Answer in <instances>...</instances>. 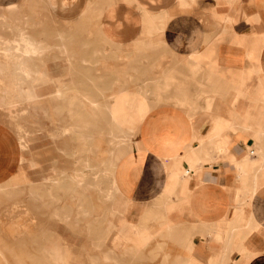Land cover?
<instances>
[{
	"label": "crops",
	"instance_id": "1",
	"mask_svg": "<svg viewBox=\"0 0 264 264\" xmlns=\"http://www.w3.org/2000/svg\"><path fill=\"white\" fill-rule=\"evenodd\" d=\"M94 2L48 9L63 21H102L115 54L133 55L123 49L136 43L142 58L172 60L132 107L116 104L134 140L115 164L107 210L118 221L94 225V238L116 228L122 253L149 264H264V0ZM22 162L18 136L0 125V184Z\"/></svg>",
	"mask_w": 264,
	"mask_h": 264
},
{
	"label": "rangeland",
	"instance_id": "2",
	"mask_svg": "<svg viewBox=\"0 0 264 264\" xmlns=\"http://www.w3.org/2000/svg\"><path fill=\"white\" fill-rule=\"evenodd\" d=\"M3 1L6 4H0V125L15 132L20 139L23 162L19 173L13 177L16 183L11 178L0 184V264H54L47 263L41 254L42 250L50 249H55L65 264H94V257L98 264H149L142 260L144 253L136 257L122 253L121 245L114 242L116 228L101 243L99 238H94V225L100 229L108 225L109 219L114 223L118 221L107 210L109 201L104 195L108 183L101 180L93 183L88 169L87 178L79 179L75 185L72 180L84 163L98 168L101 174L97 177L101 178L109 145L105 131L85 128L81 123L82 131L78 129V132L90 145V151L84 152L82 143L75 139L77 128L72 114L79 111L83 117H94L92 106L86 101L94 99L100 105L110 106L104 100H111L114 104L110 111L117 117L120 111L116 104L132 107L140 98V85L160 77L172 60L156 52L150 59L142 58L136 43L135 50L123 49L134 51L133 55L115 54L117 41L102 21L95 22L94 17L89 20L85 15L78 21L60 20L48 9V5H54L57 0ZM10 2L17 5L14 11L8 9ZM24 39L44 45L43 50L27 52ZM5 40L12 44L3 45ZM130 65L135 67L133 77L126 75V70L132 72ZM27 68L33 70L29 81L35 85L38 95L36 107L28 112L24 111L26 101L17 87L26 88L29 81L22 75ZM11 74L16 83L13 86L10 85ZM92 83L104 89L103 93L96 92ZM5 87L10 90L4 92ZM57 89L60 95L56 94ZM12 103L16 106L10 111L8 105ZM79 104L82 107L78 108ZM70 107H76L77 112L72 113ZM82 116L81 120L85 119ZM124 119L138 125L131 116ZM117 120L123 129L118 117ZM110 251H114L115 258L105 260L103 257ZM46 255L50 259L49 254Z\"/></svg>",
	"mask_w": 264,
	"mask_h": 264
},
{
	"label": "bare ground",
	"instance_id": "3",
	"mask_svg": "<svg viewBox=\"0 0 264 264\" xmlns=\"http://www.w3.org/2000/svg\"><path fill=\"white\" fill-rule=\"evenodd\" d=\"M9 8V10L10 11H14L15 9H16V7H17V5L15 4V2H10V4H9V6H8ZM152 21V20H151ZM60 36H61V34H59ZM24 36V35H23ZM0 37H1V35H0ZM5 37V36H4ZM6 37H8V36H6ZM19 37H20V35H19ZM3 38V37H2ZM9 38V37H8ZM31 38V37H30ZM11 39H13V38H11ZM19 39V38H18ZM62 40L64 41V39L62 38ZM23 41V43H24V48H25V50L27 51V52H30V50H32L33 52H36V53H40V51L41 50H43V47H44V45H38L37 43L38 42H31L30 40H28V39H24V40H22ZM35 41V40H34ZM63 41H61V43H63ZM12 41H4L3 42V45L5 44V45H9L10 43H11ZM16 42V41H15ZM20 43V42H19ZM12 44V43H11ZM15 44V43H14ZM43 44V43H42ZM60 44V43H59ZM0 45H2V44H0ZM60 46H61V44H60ZM63 46V45H62ZM12 47V46H11ZM65 47V44H64V46L62 47V48H64ZM21 48V47H20ZM11 49V48H10ZM10 49H8V50H10ZM13 49V48H12ZM14 49H15V47H14ZM17 49V48H16ZM7 50V51H8ZM24 50V49H23ZM6 51V52H7ZM14 51V50H13ZM13 51H10V52H13ZM20 51H22L21 49H20ZM3 52V51H2ZM21 53V52H20ZM13 54V53H12ZM15 56V55H14ZM21 56V55H20ZM26 56V55H25ZM11 57V56H10ZM22 58V57H21ZM12 59H14V58H12ZM20 59V58H19ZM23 59H24V57H23ZM34 61V60H33ZM18 62V61H17ZM21 64L23 65V62H21ZM17 67H18V64L16 65ZM28 66H29V63H28ZM12 67V66H11ZM2 68V67H1ZM24 68H26V66L24 67ZM14 69V68H13ZM31 69V68H30ZM33 69V68H32ZM16 70H18V68L16 69ZM35 70V69H34ZM33 70H29V68H27V69H25V71H23V75L22 76H24V78H25V80H27V81H29V79H30V75H31V72H32ZM17 72V71H16ZM8 74V73H7ZM36 74V73H35ZM42 74V73H41ZM18 75V74H17ZM38 75V74H37ZM2 76V75H1ZM8 77L10 76V75H7ZM14 76H16V75H14ZM21 76V78H23ZM43 76V75H42ZM11 77H12V83H10V85L11 86H13V84H16V83H14L13 82V79H14V77L12 76V74H11ZM17 77V76H16ZM23 78V79H24ZM20 79V78H19ZM17 80V79H16ZM22 81V80H21ZM32 81V80H31ZM34 81V80H33ZM19 83V82H18ZM25 83V82H24ZM7 84V83H6ZM21 84V83H20ZM26 84V83H25ZM8 85V84H7ZM10 86V87H11ZM17 86V85H16ZM15 86V87H16ZM33 86H35L34 84H33V82L32 83H30V81L28 82V84L26 85V88L24 87V89H22L21 87H19V86H17L18 87V89H19V91H18V93L19 94H22L23 95V97H24V100L26 101V103H25V109H24V111H27V110H29L31 107H36V101L38 100V95H37V89L35 88V87H33ZM10 87L9 88H7V87H5V89H4V92H8L9 90H10ZM16 87V88H17ZM15 89V88H14ZM99 91V90H98ZM100 92V91H99ZM17 93V94H18ZM101 93V92H100ZM56 94L58 95H60L61 94V92L57 89V91H56ZM19 96V95H18ZM17 96V97H18ZM63 96V95H62ZM3 97V96H2ZM16 97V98H17ZM15 98V99H16ZM179 98V97H178ZM73 99V98H72ZM88 99V98H87ZM142 99V98H141ZM140 99V100H141ZM19 101V100H21V99H16V101ZM42 100V99H41ZM5 102V101H4ZM89 102H90V104H91V106H92V109H93V112H94V117H83L82 116V113H78L77 111H75V110H77V109H75L76 107H74V109H72L73 107H70V109H71V111H72V113L73 112H77V113H74V114H72V118L76 121V128H77V132L75 133V135H76V137H75V139L78 141V142H80V143H82V145H83V147H84V152H87V151H90V145H89V141H88V139L87 138H85V137H82L80 134H79V132H78V129L79 130H81V123H83V124H85L84 125V127L85 128H89V127H91L92 129H94L95 131H99V132H104L105 131V133H106V135H107V143H108V145H109V149H108V157H107V163H106V166H105V168L103 169V175H102V177L101 178H99V177H97L98 175H99V173H100V170L98 169V168H96L95 166H92V165H90V164H88V163H84L85 165H84V167L82 168V169H80V170H76V174H75V177H74V179L72 180L73 182V184H74V182H75V184H77L80 180L79 179H85V178H87V176H86V169H88L89 171H90V175H92L91 176V179H92V182L93 183H96V182H99L100 180L101 181H105L106 183H108V186L106 187V191H107V193L104 195L105 197H106V199L109 201V203L111 202V204H112V206H114V203H115V195H116V193L118 192L117 190H118V188H117V185H116V181H115V178H114V172H115V167H116V160L117 159H120V157H122L125 153H126V151H122L121 149H124V147L123 146H126V144L128 143V142H131L132 143V140H134V139H132L133 138V136L132 135H130V134H128L127 133V131H124L121 127H120V124H119V122H118V120H117V118L112 114V112L110 111V106L108 105V104H105V105H100V104H98L94 99H89ZM21 103V102H20ZM143 104V103H142ZM73 105V104H72ZM3 106V105H2ZM14 106H16L15 104H9L8 105V107H9V109H10V111H11V109L14 107ZM77 106V105H76ZM80 106L82 107V105H80L79 104V106H78V108H80ZM121 106V105H120ZM138 106V105H137ZM140 106V105H139ZM138 106V107H139ZM144 105H142V107H143ZM19 107H20V105H19ZM23 107V106H22ZM18 108V107H17ZM137 108V107H136ZM140 108V107H139ZM21 109V108H20ZM125 109V108H124ZM128 109V108H127ZM134 109V108H133ZM5 110V109H4ZM18 110V109H17ZM23 111V112H24ZM28 112V111H27ZM136 112V111H135ZM134 112V113H135ZM141 112H143V108H142V110H141ZM19 113H21V112H19ZM18 113V114H19ZM134 113H133V115H134ZM144 113V112H143ZM15 113H14V111H13V115H14ZM140 115H141V113H140ZM143 115V114H142ZM81 116H82V118H85V119H83V120H81ZM87 116H89V115H87ZM139 117V116H138ZM141 117H144V116H140V118ZM82 124V125H83ZM20 126V125H19ZM18 126V127H19ZM21 127V126H20ZM83 128V127H82ZM132 128V127H131ZM75 129V128H74ZM132 130V129H131ZM82 131V130H81ZM85 132V131H84ZM98 132V133H99ZM101 134V133H100ZM86 136V135H85ZM20 140V139H19ZM20 142V141H19ZM130 143V144H131ZM134 143V142H133ZM130 144H127V145H130ZM81 145V144H80ZM22 146V145H21ZM127 147V146H126ZM82 148V147H81ZM83 149V148H82ZM125 149H127V148H125ZM82 152V151H81ZM83 152V153H84ZM73 153V152H72ZM74 154H75V152H74ZM84 155V154H83ZM82 160V159H81ZM81 160H80V162H81ZM85 160L87 161V160H89V158H85ZM82 161H84V160H82ZM82 164H83V162H82ZM101 174V173H100ZM89 175V176H90ZM63 177V176H62ZM72 177V176H71ZM71 177L69 178L70 180H71ZM93 177V178H92ZM67 178V179H68ZM73 178V177H72ZM60 179V178H59ZM62 182V181H61ZM60 183V182H59ZM58 183V185H60ZM74 184V185H75ZM72 186V185H71ZM80 186V185H79ZM74 187V186H73ZM59 188H61V187H59ZM72 188V187H71ZM75 188V187H74ZM73 188V189H74ZM56 189V188H55ZM71 191V190H70ZM99 192V191H98ZM104 192V191H103ZM103 194V193H102ZM85 199H87V198H85ZM110 204V205H111ZM111 206V207H112ZM82 207H83V205H82ZM83 210V209H82ZM111 213H112V211H111ZM46 253H48L49 254V256H50V259L47 257V255H46ZM41 254H42V256L45 258V260L47 261V263L48 262H51V263H54V264H56V263H60V264H65V260H63L60 256H59V253L55 250V249H50V250H42L41 251ZM41 256V257H42ZM45 261V262H46ZM45 264V263H44Z\"/></svg>",
	"mask_w": 264,
	"mask_h": 264
}]
</instances>
